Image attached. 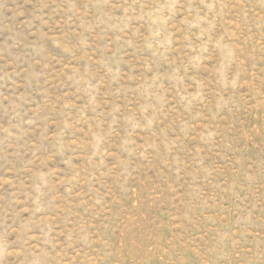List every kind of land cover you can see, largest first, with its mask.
I'll return each mask as SVG.
<instances>
[{
    "label": "rangeland",
    "instance_id": "obj_1",
    "mask_svg": "<svg viewBox=\"0 0 264 264\" xmlns=\"http://www.w3.org/2000/svg\"><path fill=\"white\" fill-rule=\"evenodd\" d=\"M0 264H264V0H0Z\"/></svg>",
    "mask_w": 264,
    "mask_h": 264
}]
</instances>
